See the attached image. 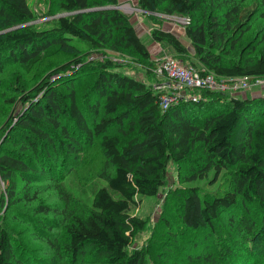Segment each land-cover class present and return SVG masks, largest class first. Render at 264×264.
<instances>
[{
	"label": "trees",
	"instance_id": "16d2710c",
	"mask_svg": "<svg viewBox=\"0 0 264 264\" xmlns=\"http://www.w3.org/2000/svg\"><path fill=\"white\" fill-rule=\"evenodd\" d=\"M136 2L154 20L153 40L170 45L174 56L200 73L264 78V51L253 54L264 43V0ZM55 5L68 15L41 29L31 23L27 0H0V75L12 63L28 72L44 58L73 52L29 87H20L18 77L10 84L17 94L7 97L0 122V211L6 205L14 221L0 213V264H53L54 258L57 264H150L144 248L129 249L146 225L131 211L164 186L170 160L179 166L181 181L211 170L220 178V188L207 196L197 187L182 194L179 221L194 235L205 231L200 253L187 254L188 263L264 264V97L205 90L197 101L163 109L162 91L152 84L163 78L118 0ZM155 13L188 18L184 33L192 56L173 32L159 27ZM105 48L129 52L150 83L117 70L121 64L112 59L91 57ZM87 72L92 84L80 95L75 80ZM13 104L20 105L15 115ZM69 173L80 187L97 179L107 187L94 190L87 202L64 186ZM36 198L33 216L18 211ZM221 216L225 221L215 229ZM21 222L40 239L42 254L17 241Z\"/></svg>",
	"mask_w": 264,
	"mask_h": 264
},
{
	"label": "rangeland",
	"instance_id": "374dc122",
	"mask_svg": "<svg viewBox=\"0 0 264 264\" xmlns=\"http://www.w3.org/2000/svg\"><path fill=\"white\" fill-rule=\"evenodd\" d=\"M27 4L34 12L35 18L31 23H33L36 28H50L54 25L53 21L56 17L68 15V13L56 8L55 0H27ZM117 6L121 11L130 15V21L137 31L136 33L140 34L138 36L144 44L147 46L149 45V47L152 43L157 44L160 49L159 54L155 55L150 52L151 59L156 62V64L168 56L177 58L183 64L190 63L189 60H184L181 57L178 58L174 56V50L167 43L153 40L151 37V30L154 28V25L152 24L154 20L138 8L136 0H118ZM153 16L158 18L160 23L159 27L173 32L186 47L189 54L191 56L194 54V47L184 33V26L188 23L187 17L183 15L164 16L160 13H155ZM260 19L262 21V25H264V18ZM260 26L261 25L258 27ZM255 27L256 25H253L250 31L254 32L256 30ZM259 30H261L260 34H262L264 27ZM250 31L244 34L243 39L248 36ZM144 32L147 34L146 37H143L142 35ZM261 50L264 51V43H259L253 54H257ZM102 51H104V53H102ZM71 54H73L72 51L65 50L52 57L44 58L35 64V66H33L28 72H24L17 63H12L7 66L0 75V93L3 92L5 94L2 98L0 96V122L2 121V115L6 110V106L4 104H7V97H13L17 94V91L14 90V88H10V84L13 83L15 77H18L16 83L20 82V87H29L38 79L44 78V75H46L52 67L66 61L69 57H71ZM91 57L100 59L105 57L112 59L116 63L121 64V67H118L117 70L123 71L137 79L150 83V80L145 78L143 72L144 70L141 66L139 64H134L131 58L132 56H130L129 52L115 51L110 48H105L99 52H92ZM87 59H89V57H87ZM196 66L199 65L197 64ZM90 75L91 74L87 72L79 75L75 80L78 90L77 93L80 95H82V93L91 86L92 75ZM59 77L60 76L54 77L53 81L58 80ZM159 81L162 82L164 79L160 78ZM247 81L249 82V86L247 88L235 91L234 94L230 95L242 99H259L264 97V78L256 77L251 81ZM152 84L156 83L152 82ZM13 105V107L11 106L12 108H10L15 115V113H17L20 109V105ZM97 163V160L92 162L93 165H96ZM82 180L83 182H87L88 177L83 175ZM63 184L70 192L87 202L92 200L94 190L107 187L106 182L102 179H97L93 182V184L80 187L76 184L72 173H69L64 177ZM219 184L220 178L218 177L216 180L214 179L213 170L209 171L203 178H197L192 181H181L179 177V166L177 163L170 160L166 169V181L164 186L160 188L155 196H146L139 200L137 205L131 211L133 214L141 216L145 219L146 225L141 231L137 232L132 237L129 249L144 248L147 252V260L150 264H189L186 256L187 254L195 255L200 253L199 251L202 249V242H200V240L204 238L205 231L197 232L194 235L189 233L187 229H184L183 225L179 221L178 212L180 210L179 207L182 201V194L185 193V189L187 187H197L202 196H207L211 192L217 191V189L220 188ZM46 195H48L47 192L39 196L46 197ZM38 201L39 198H36L35 201L21 203L18 205V211H25L26 213L28 212L29 216H33L31 214V206L35 203L37 204ZM50 201H55V199L51 198ZM6 207L7 206L4 205L0 213L5 211V214L8 216V220L13 222L14 219L10 218L12 217L13 211L5 210ZM35 216L42 217L43 215L35 214ZM224 219L225 216H221L219 223H214V228L216 229L218 226L222 225L225 221ZM37 226L39 225L37 224L36 227ZM28 229L29 227L23 226L22 222L17 225V234H15L17 241L20 242V245H22L24 249L28 250L31 248L29 251L32 250L36 254H42L43 245L41 244L40 239L35 237L34 234L30 235ZM225 231L226 230H224V232ZM209 239L211 238L209 237ZM52 261L55 262L53 264L58 263L56 262V258ZM81 264L87 263L82 262Z\"/></svg>",
	"mask_w": 264,
	"mask_h": 264
},
{
	"label": "built area",
	"instance_id": "2783aa9c",
	"mask_svg": "<svg viewBox=\"0 0 264 264\" xmlns=\"http://www.w3.org/2000/svg\"><path fill=\"white\" fill-rule=\"evenodd\" d=\"M154 72L164 79L153 85L155 90L162 91L160 105L163 109L179 101H197L200 91H221L232 95L249 86L247 76L216 77L213 73L202 74L193 65L183 64L171 56L156 64Z\"/></svg>",
	"mask_w": 264,
	"mask_h": 264
},
{
	"label": "crops",
	"instance_id": "0c3cea01",
	"mask_svg": "<svg viewBox=\"0 0 264 264\" xmlns=\"http://www.w3.org/2000/svg\"><path fill=\"white\" fill-rule=\"evenodd\" d=\"M136 30V29H135ZM137 32V31H136ZM138 34V33H137ZM138 35H140V34H138ZM142 35H143V37L145 36H147V34H146V32H144V33H142ZM141 38H142V36H141ZM149 42H150V39H149ZM146 45V44H145ZM146 47H147V49H148V51L149 52H151V53H153V54H159V52H160V49H159V47L157 46V44L156 43H152V44H150V47H149V45L147 46L146 45Z\"/></svg>",
	"mask_w": 264,
	"mask_h": 264
},
{
	"label": "bare ground",
	"instance_id": "6f19581e",
	"mask_svg": "<svg viewBox=\"0 0 264 264\" xmlns=\"http://www.w3.org/2000/svg\"><path fill=\"white\" fill-rule=\"evenodd\" d=\"M127 8H128V6H127ZM129 9V8H128Z\"/></svg>",
	"mask_w": 264,
	"mask_h": 264
}]
</instances>
